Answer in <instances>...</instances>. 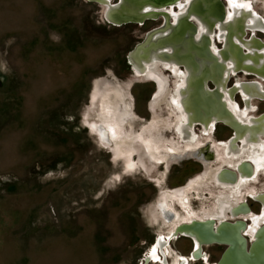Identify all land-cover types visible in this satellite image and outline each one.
<instances>
[{"label":"rangeland","instance_id":"rangeland-1","mask_svg":"<svg viewBox=\"0 0 264 264\" xmlns=\"http://www.w3.org/2000/svg\"><path fill=\"white\" fill-rule=\"evenodd\" d=\"M250 1L264 19V0ZM227 3L228 19L247 10L248 2ZM108 8L91 0H0V264H140L159 234L213 211L221 197L206 176L230 162L218 142L231 131L217 122L206 133L195 127L197 144L181 140L167 102L175 94L170 74L153 66L167 86L159 96L158 81L137 76L127 59L161 20L113 26ZM256 36L264 41V33ZM157 60L133 66L144 71ZM199 98L193 91L197 109ZM252 102L254 115L264 112V99ZM206 148L219 159H207ZM248 190L264 192L263 175ZM191 248L172 238L169 264ZM203 249L214 263L224 246Z\"/></svg>","mask_w":264,"mask_h":264},{"label":"flooded vegetation","instance_id":"flooded-vegetation-1","mask_svg":"<svg viewBox=\"0 0 264 264\" xmlns=\"http://www.w3.org/2000/svg\"><path fill=\"white\" fill-rule=\"evenodd\" d=\"M96 1L99 2L100 0H96ZM178 1H179L178 6H176L174 4V5H171V6L154 7V8H158L160 10L146 12V14H148V15H150L152 13L153 14L156 13V15H158V16H155L156 18L153 17V16H149V17H152V18L144 20L142 22V24H144L145 22L150 21V20H159L160 19L161 23L159 25L147 30L146 33L151 31V30H153V29H155L156 27H159V26H162V27H161V29L156 30V32L157 31H162V30H165V29L167 30V28L170 27V31L168 32V34L161 38L163 40H166L164 38H168L169 37V34L173 31L174 26H176L179 21H184V20H188L189 19L190 22L195 24L197 30L196 31H191V30L186 29L185 37L181 39L180 43H178L179 41L177 43H174V45L180 46V44L182 42H185L186 48L188 50H186V51H178L176 49H173L171 53L165 54L164 57L162 56V58H160L157 61L149 64V66H146V69L144 71H137L135 68L134 69H135V72H136L137 76H139V77H142V76H144V77L145 76L152 77L153 79H156L158 81L156 83H157V86L159 87V89H158L159 96L166 91L167 86L163 85L164 83H162V81L160 80L158 75H156L155 73H152V72H154V71H152V68H153L154 65L157 66V65L160 64L163 67V69L167 73L170 74L171 78L174 81L173 82V84H174V88L173 89H174V93L175 94H172L173 95L172 98L169 97L167 102H168V105H170V107H172L174 109V111L176 112V114H177L176 125H175L174 128L176 129V131L178 133V137L181 140L183 139V140H185V142L187 141V143L197 144L194 141V139H196V137H195V127H198L201 130V132L206 133L209 130H211L213 124L216 123V122H219V123L223 124L225 127H227L231 131V134H230L229 137H227L224 141H219L218 142V145L222 146V148L224 149L223 159L227 160V161L229 160L230 162H226V164L224 166H221V167L219 166V167L213 169L214 170L213 179L210 180L213 183V185L216 186V188H218L221 191L218 194L219 196H217V197H220V196L221 197L214 204V210L213 211H211L209 213L208 212H203L202 215H200V216L188 215L186 217V219H185V223H188L190 221V219L191 220L192 219H196V220H200V221H205V220H209L210 219V220H213L215 223L216 222L220 223L221 221H224V220L235 221L237 219H241V220H244V222L246 223V227H245V229H243L241 231V234L246 238L247 243H248V238H250V241L253 240L255 238V234L257 232V229L261 226V224L264 223V222H261L259 225H257V227L256 226L255 227H251L252 217L255 218V216H260L261 213H262V210L264 208V202H262L263 204L262 203L260 204L258 201L254 200L252 197L254 196L255 198H257V194L264 193V192H255V191H252V190H248V185L249 186L251 185V181L257 180L259 178L260 174L263 175V177H264V165H263V167L261 165V167L256 168V164L252 160H250L249 157H248L249 156L248 153L250 154V152H251L250 149L251 148L248 147L249 145L245 144V142H242L240 139H237V137L235 135H236V132L238 134H240L242 132V130L246 127V126H244V123L249 122L250 121L249 119H253V120H255V122H259L260 121V122L264 123V112H262V113H260L258 115H254L252 113V111H254V105H253L252 101L255 100V99H264V86H263V83H264V62H263L264 61V41L261 40V39L260 40L257 39L258 37L256 36V32H261V31L264 32V19L262 18V16H260V14L252 6V3H251L250 0H240L241 2H244V1L248 2V4L246 6H247V9L251 10V13H252L251 16L254 18V22H251L248 25V24L244 23L242 18H241L240 23H238L236 25V27L233 29V31L230 32L229 29H226V35L227 36H225V40L228 42V47H224V39L219 37V35L221 33H223L222 32L223 30L220 31L217 26L219 24L220 25L221 24H225L226 21H227L228 13H229V11L231 9L230 6L227 3V0H226V2H223L224 3V6H223V9H224V16L223 17L224 18L222 20H219L218 18H215V16L218 15V13H217L218 10L216 9V10L213 11L212 7L210 6L211 4L209 3L208 0H206V1L205 0H188V1L187 0H178ZM187 3L190 6H187ZM100 4H102L103 6H112L113 8H116L118 6L119 14L123 13V14H126V15L135 14L136 12L133 9H137L138 8L137 7L138 6L137 3H130V2L127 3V2H123L122 0H115L114 2H112L111 0H108V3L106 5L103 4L102 2ZM132 5H134V7L135 6L136 7L134 8ZM180 5H181V8H185V14L182 15V16H178L176 18V20H174V18H173L174 14L177 13V14L180 15V12H178V10H177ZM119 6H129V7H132V8L129 11H123L121 9V7L119 8ZM147 6H151V5H147ZM170 8L173 9V11L170 12L169 11ZM136 14H139V13H136ZM143 14H145V13H143ZM115 15H116V13H115ZM199 19H201L200 21L206 23V26L208 27L210 32H209V34L201 35L199 40H198V42H197L195 38L198 35L199 30H200L199 23H198ZM162 20H164V21L162 22ZM139 24H141V23H139ZM246 26H247V28H246ZM235 32H237V33H235ZM153 33H154V31L151 33V35ZM196 33H197V35H196ZM246 33L247 34L251 33V37H250V35L247 36ZM230 38L233 39V40H231ZM207 40H209L208 44H207ZM217 40L220 43V45H216V41ZM141 41H139L137 43H140ZM162 43H164L163 46L172 45V43H168V42H164V41ZM135 45L133 46V48L135 47ZM206 45H207V48L208 47L210 48V52H212V54L215 56L212 59L209 58V57L201 56L199 54L201 52H202V54L205 52V51H203V49H204V46H206ZM190 47H192L193 49L190 48ZM133 48L130 51H132ZM248 48L252 49V52H249ZM231 51L233 52L234 57H235V58L233 57L234 58L233 71L231 70L229 72V74H228V76H227V78L225 80V84L224 85H226L227 89H229L230 91L233 92L232 99H233V102L235 103V105L237 107V113L235 114L236 118L234 120L236 122H234L233 125H230V126H232L234 128V131H233L232 128H230V126L228 124H226L224 121H222V118L229 119V117L231 116L232 112H229L228 116H223L221 114L220 109H218L219 107L217 106V102H215L213 100V102H215L214 106H213L214 112L212 110L213 114H211V116H205L204 114H202L199 117H196V115H195V113H194V111L192 109V107H194V106L192 105V101H191V97H192V93H193V88L191 86L192 80L194 78H196V77L201 75V73H199V71H201V69H202L203 73L201 75L202 76L201 78H203V77H205V78H203L201 80V82L204 83V85H206V87H208V88H205L207 95L211 96V95H216L217 94L219 96V97L218 96L217 97L220 99V102L223 105L225 104L226 107L229 109L228 105L224 102L223 98L221 97L222 96V92L219 91L218 89H216L215 84H214V82L212 80H207L210 77L208 69L205 68V67L204 68H199L198 61L199 60L206 61L208 64H210V67H211V70H212V74L214 76H219V73L222 72L224 65H226L230 61L229 60V55H231V53H232ZM135 53L133 52L132 56ZM247 53H249V54H247ZM251 53H253L252 56H251V57H253V60H251V59H243L246 56L249 58V55H251ZM244 54H246V55H244ZM167 55H171V58L166 57ZM218 55L221 57V60H219ZM132 56H130V61L133 64ZM188 56H189L190 59L188 58ZM196 57H197V60H196ZM245 61H247V63ZM170 62H173L176 65L172 70L167 66V64L170 63ZM237 62L238 63L239 62L242 63V65H245L247 68L239 66ZM253 63H254V65H253ZM227 65H229V63ZM216 66H218V67H216ZM256 67L258 69H256ZM186 68H190L191 72L194 74V78L191 79L188 82V87H189V90H190V98L188 100V108H190L189 111L191 113V114H189L190 118H191V115H192V118L190 119V122H188V123H191V129H190V132H187L188 134L185 133L184 131H182L181 124L184 123V125H185L186 122L184 121V117L181 114V112L179 111V108L176 105H174V103L172 102L173 100H175L178 97V87L183 82L184 77L187 74ZM240 75H243L245 78L235 79L234 80L235 83H230L229 84V81H230L231 77L232 78H236L237 76H240ZM248 77H251V78H248ZM205 81H206V83H205ZM209 83H212V84L210 85ZM247 85L254 87V88H250L251 92H254L255 88L259 89V90L257 89L258 92L255 95H253L252 98L249 100V105H247L245 103L243 95H242L243 91L241 90V88H246ZM169 94H170V92L168 93V95ZM236 95H239L242 98L243 103H242L241 106L236 101V98H235ZM156 100L159 101V99H156ZM244 110H246V114L245 115L243 114ZM216 111H218V112H216ZM216 114L218 115V120H216L213 123H210V120H213L215 118ZM247 115H249L248 118H247ZM206 122L209 123V124H208L207 128L205 129L203 124L206 123ZM242 122H244V123H242ZM258 137L261 138L262 140H264V138H263L264 134H259ZM236 140H237V142H236ZM231 141H233V142L231 143ZM230 144H235L236 145L235 148H232L231 151L229 149H230V146H233V145H230ZM203 150L206 151V158L207 159L215 158L214 156H216V154H213L212 152H210L209 149L206 148V149H203ZM238 153H240V154H238ZM216 159H219V158L216 156ZM248 160H250V161H248ZM242 162H248L252 166V168H253V175L252 176H248V174H247V172H246V170L244 168L245 165H243ZM238 163H239V165H238ZM242 166H243V168H242ZM223 167L230 168V169H234L235 167L238 168V172H239L238 176H239V178H238V180H237V182L235 184H230L229 182H224V183L217 182L216 174L220 171V168H223ZM243 169L245 170V172H244ZM241 179H242V181H241ZM222 191L224 192V197H226L224 199H222L223 198V195H221ZM243 191H246L247 194H245V195L247 196V198H252V200L257 203L259 209H258V211L256 213H254L251 210L250 205L243 198V196H244V194L242 196V192ZM217 203L219 205H217ZM243 204L247 205L248 212H246L244 210L245 208L241 206ZM220 205L221 206L223 205V207H224V208L222 207V215H220V209H219V211L217 210L218 208H221ZM226 205L228 206V208L225 209ZM237 206H239V207H237ZM176 225H177V223L174 222L173 226L171 227L172 230L167 235L159 234L155 238V240L152 242V244L147 249L146 253L143 255V257H142V259L140 261V264H143L144 260L148 261L147 264H154V263L155 264H169V257H168L169 253H170L169 252V244H170L171 239L175 237L174 236V227ZM254 229H255V231H254ZM252 230H253V233H252ZM187 234L191 238L187 237V236H182V235H180V236L190 240L192 248L190 249V251H189V253L187 255H179L178 259L175 261V264H187L189 260H198V259L205 260L207 262V264H216L218 260L216 262H214V263L208 262L207 254L204 252V249H203L204 246H209L211 244L202 245L199 248V238H200V236L194 231H192V232L189 231L185 235H187ZM198 236H199V238H198ZM154 243H155V245H154ZM216 245H218V244H216ZM165 246H167V247H165ZM152 248H155L154 252H155L157 258L153 259L151 257V255L149 254V252H150L149 250H151Z\"/></svg>","mask_w":264,"mask_h":264},{"label":"bare ground","instance_id":"bare-ground-1","mask_svg":"<svg viewBox=\"0 0 264 264\" xmlns=\"http://www.w3.org/2000/svg\"><path fill=\"white\" fill-rule=\"evenodd\" d=\"M103 4H107L108 3V0H100ZM123 2H130V3H137V9H133L136 13H139V14H132V15H126V14H119V11H118V6L116 8H113L112 6H109L108 8V12L106 13V11L104 10V13L107 17V19L111 22H114V23H120L122 21H134V22H139V23H142L144 20L146 19H149V18H152V17H149V16H158L155 14H146V12H151V11H157L159 10L158 8H154V7H161V6H171V5H176L178 6V3L179 1L178 0H122ZM188 1V0H187ZM206 1V0H205ZM209 3L211 4L210 6L212 7L213 11L214 10H218L217 13L218 15H214L215 18H218L219 20H222L224 17V9H223V6L219 7L218 8V1L219 0H208ZM147 5H151V6H147ZM131 6V5H130ZM134 7V5H132ZM153 6V7H152ZM187 6H190L188 3H187ZM121 7V9L123 11H129L132 7H129V6H119V8ZM136 7V6H135ZM134 7V8H135ZM117 9V10H116ZM121 10V11H122ZM185 10V9H184ZM234 10V15H235V12H237L236 9H233ZM122 11V12H123ZM251 10L247 9V10H243L241 12V14L239 16H233V18H230L228 19L227 18V21L225 24H219L217 27L219 28V30H223L219 37L220 38H223L224 39V47H228V42L225 40V36L226 35V29H229V31H233V29L236 27V25L238 23H240L241 21V18L243 20L244 23L248 24L251 23V22H254V18L250 15ZM250 14H248V13ZM116 13V15H115ZM145 13V14H143ZM185 14V11L183 13H181L180 15L178 16H182ZM193 14V13H192ZM163 15V14H162ZM174 17V20H176V18L178 17ZM164 17V16H163ZM194 17V16H193ZM251 17V19H250ZM156 18V17H155ZM202 18V17H201ZM196 19V18H195ZM201 19H199V33L197 35L196 33V41L198 42L199 38L201 35H204V34H209V29L208 27L206 26V23L200 21ZM206 20V19H205ZM168 22V21H167ZM253 24V23H252ZM214 25V24H213ZM217 25V24H216ZM162 26H159V27H156L155 29L149 31L146 33L145 37H144V40H142L140 43H137L136 46L133 48V50L130 52L129 54V57L132 56V53L136 52L133 56H132V60L134 62V64H138L140 61L141 62H144L145 64H148L150 61H153L155 58L156 59H160L162 58V56L164 57L165 54H169L172 52L173 49H176L178 51H186L188 50L186 48V45H185V42H182L180 44V46H177V45H174V43H180L181 39L185 37V33H186V29L188 30H191V31H196V26L194 23L190 22V20H184V21H179L178 24L176 26H174L173 28V31L169 34V37L168 38H164L166 40H163L161 39L162 37L166 36L168 34V32L170 31V27L167 28V30H162V31H157L158 29H161ZM242 28V27H241ZM247 28V26H246ZM238 29V28H237ZM262 29V28H261ZM213 30V29H212ZM239 30V29H238ZM154 31V33L151 35V33ZM219 31V32H220ZM237 33V32H235ZM239 33V32H238ZM241 33V32H240ZM176 35H179L178 39H176L174 36ZM236 35V34H235ZM240 35V34H239ZM207 37V36H206ZM231 39V38H230ZM233 40V39H231ZM168 42V43H172V45H164V43L162 42ZM237 41V40H236ZM248 41V40H247ZM238 42V41H237ZM241 42V41H240ZM194 43V42H193ZM209 43V40H207V44ZM239 43V42H238ZM242 43V42H241ZM191 45V44H190ZM240 45V44H239ZM254 45V44H253ZM256 45V44H255ZM241 46V45H240ZM179 47V48H178ZM232 47V46H231ZM249 47V46H248ZM192 48V47H190ZM193 49V48H192ZM224 49V48H223ZM230 49V48H229ZM249 49V52H252V49L248 48ZM200 51V50H199ZM203 51H205L203 54L202 52L199 53L201 56H205V57H209V58H213L215 57L212 52H210V48L208 47L207 48V45L204 46V49ZM254 51V50H253ZM195 52V51H194ZM198 52V51H197ZM232 52V51H231ZM196 53V52H195ZM249 54V53H247ZM253 53H251V55H249V58L246 56L245 58L243 59H251L253 60V57L252 56ZM192 55V54H191ZM190 55V56H191ZM220 55V54H219ZM218 55V58L219 60H221V57ZM246 55V54H244ZM257 55V54H256ZM223 56V55H222ZM258 56V55H257ZM166 57L168 58H171V55H167ZM234 54L233 52L231 53V55H229V65H224L223 67V70L222 72L219 73V76H214L212 74V70H211V67H210V64H208L206 61L204 60H199L198 63H199V68H207L208 69V72H209V75L210 77L207 79V80H212L215 84V87L216 89H218L219 91L222 92V98L224 100V102L228 105L229 108H231V111L226 107V105L222 104L220 102V99L218 98L219 96L216 94V95H207L206 93V90L205 88H208L206 87V85H204V83L201 82V80L203 78H201L202 76V69L201 71H199V73H201L200 76L194 78V74L191 72L190 68H186V76L184 77V83L183 85L179 88L180 90H178L179 92V96L177 97V99L174 100V102L177 103V106L179 108V110L181 111V114L183 115L184 117V121L186 122V124L184 125V123L181 124V127H182V131H184L185 133L187 132H190V128H191V123H188L190 122V119L192 118V115H191V118H190V111L188 108V100L190 98V90H189V87H188V82L192 80V88H193V91L195 94H198L200 96L199 100H200V103L197 104L198 107L200 108H195V107H192L196 117H199L200 115L204 114L205 116H211V114H213L214 112V109H213V106H214V103L217 102V106L219 107L218 109H220L221 111V114L223 116H228V113L229 112H232L231 113V116L229 117V119H226V118H222V121H224L226 124H228L229 126L230 125H233L234 121L235 120V114L237 113L236 110H237V107L233 106L230 104V100L232 99V95H233V92L230 91L229 89H226L225 88V80L229 74V72L232 70L233 71V66H234ZM189 58V57H188ZM194 58V57H193ZM224 58V57H223ZM144 59V60H143ZM190 59V58H189ZM242 59V60H243ZM196 60H197V57H196ZM207 60V59H206ZM228 61V60H227ZM247 63V61H245ZM264 62V61H263ZM238 63V62H237ZM239 66L241 67H246L245 65H242V63H238ZM254 65V63H253ZM219 66V65H218ZM216 66V67H218ZM240 67V68H241ZM247 68V67H246ZM256 69H258L256 67ZM206 70V69H205ZM219 70V69H218ZM244 70V69H243ZM250 70V69H249ZM259 71V70H258ZM245 72V71H244ZM198 73V72H197ZM247 73V72H246ZM262 74V73H261ZM205 76V75H204ZM257 76V75H256ZM258 77V76H257ZM206 80V81H207ZM205 81V83H206ZM211 81V82H212ZM212 82V83H213ZM200 87V89L198 90L197 87ZM255 86V85H254ZM250 88H254L253 86H249L247 85L246 88H241V90L243 91L244 93V101L247 105H249V100L252 98L253 95H255L258 91L257 89L255 88L254 92H251L250 91ZM260 88V87H259ZM195 89V90H194ZM211 90V89H210ZM259 90V89H258ZM119 93V92H118ZM117 93V94H118ZM206 93V94H205ZM219 93V92H218ZM95 95V94H94ZM118 96V95H116ZM194 96V95H193ZM218 96V97H217ZM206 98V99H205ZM213 100L215 102H213ZM198 101V100H197ZM197 103V102H196ZM195 103V104H196ZM202 107V108H201ZM236 108V110H235ZM247 108V107H246ZM213 110V112H212ZM246 111V110H245ZM218 112V111H216ZM234 115V116H233ZM262 116V115H261ZM248 118V116H247ZM216 120H218V115L216 114L215 118L213 120H210V123H213L215 122ZM250 121L247 122V123H244V126H246L242 132L240 134H238L236 132V137L237 139H240L242 142H245V144L249 145L248 147H250V154L248 153V157L250 160H252L255 164H256V168L258 167H263L264 165V140H262L261 138H259V134H264V123L263 122H255V120L253 119H249ZM240 122V121H239ZM108 124V123H107ZM209 123H204V127L207 128ZM241 126V125H240ZM242 127V126H241ZM230 128H233L232 126H230ZM240 129V128H239ZM233 131H234V128H233ZM188 134V133H187ZM234 136V137H235ZM261 136V135H260ZM264 138V137H263ZM233 141H231L232 143ZM237 142V140H236ZM241 143V142H240ZM230 145H233V146H230V151L232 150V148H235V144H230ZM242 146V145H241ZM238 149V148H237ZM246 149V148H245ZM243 150V149H242ZM248 150V149H247ZM148 151L149 153L151 154V157L155 160H157L158 158L155 157L152 153H151V148H148ZM244 152V151H243ZM240 154V153H238ZM215 157V156H214ZM247 159V158H246ZM248 160V161H250ZM241 163V162H240ZM243 165H245V170L248 174V176H252L253 175V168L252 166L248 163V162H242ZM239 165V163H238ZM243 168V166H242ZM261 169V168H260ZM242 170V169H241ZM244 170V169H243ZM244 170V172H245ZM214 170L213 171H210L208 176L206 177H209L210 179H213V175H214ZM239 172H238V168L235 167L234 169H230V168H220V171L216 174V180L217 182H220V183H224V182H229L230 184H235L239 178ZM242 177V176H241ZM243 179V178H242ZM241 179V181H242ZM199 180H201V177H198L197 179H195L194 181L190 182V183H193V182H198ZM244 180V179H243ZM215 181V180H214ZM239 182V181H238ZM219 183V184H220ZM240 183V182H239ZM222 185V184H221ZM254 200L258 201L260 204L262 202H264V193H259L257 194V198H255L254 196L252 197ZM263 204V203H262ZM227 206V205H226ZM225 206V207H226ZM242 207H244L245 211L248 212V207L246 204H243L241 205ZM222 207L223 205L221 206L220 208V215H222ZM239 207V206H237ZM224 208V207H223ZM225 210V209H224ZM226 211V210H225ZM230 211V210H229ZM232 211V210H231ZM217 213V212H216ZM190 217V216H189ZM224 218V217H223ZM200 224H199V223ZM209 222H214L213 220H205V221H200V220H196V219H190V221L188 223H185V222H180L178 223L175 227H174V236H178V235H182V236H187V237H190L188 234L185 235L186 233H188L189 231L192 232H196L199 236V248L202 246V245H208V244H216V240H213V241H209V235L206 231V228H207V225L209 224ZM261 222H264V208L262 210V213L260 216H255V218L252 217V224H251V227H257V225H259ZM197 224H199L197 226ZM215 224V237H219V239L221 240L222 238L224 239V242H227V250L226 252L224 253V257H223V260L222 262H220V264H264V259L263 257L260 255V254H257L258 251L260 250H263L264 249V223L261 224V226L257 229V232L255 234V238L253 240H251L249 242V246L251 243L254 242V245L251 246V248L249 249V253H250V256L253 257L254 255H256V257L254 258L255 260L254 261H251L249 259H246L244 261V258H242V255L240 254L239 250H235V247L233 246L234 242H239V240H237V238H243V239H246L242 234H241V231L243 229H245L246 227V223L244 222V220H241V219H237L235 221H228V220H224V221H221L220 223L219 222H214ZM206 225V226H205ZM204 226V227H202ZM250 226V225H249ZM248 226V227H249ZM172 230V229H171ZM192 230V231H191ZM255 231V229H254ZM236 232V233H235ZM252 233H253V230H252ZM249 235V234H248ZM251 236V235H250ZM167 237V236H166ZM165 238V237H164ZM191 238V237H190ZM218 239V241H220ZM165 240V239H164ZM160 241V240H159ZM247 241V240H246ZM164 242V241H163ZM222 242V241H221ZM237 242V243H238ZM256 242V243H255ZM203 243V244H202ZM197 244V243H196ZM219 244V243H217ZM255 244L257 245L255 247ZM155 245V243H154ZM220 245V244H219ZM239 245V244H237ZM247 245V246H248ZM157 246V245H156ZM248 246V247H249ZM167 247V246H165ZM196 247V246H195ZM240 248V246H238ZM247 247V249H248ZM154 249L155 248H152L151 250H149V254L151 255V257L154 259V258H157L155 252H154ZM162 249V248H161ZM160 249V250H161ZM165 249V248H164ZM262 252V251H261ZM163 253V252H162ZM260 253V252H259ZM165 255V254H164ZM163 257V256H162ZM186 257V256H185ZM163 259V258H162ZM163 261V260H162ZM218 262V261H217ZM148 261H145L144 260V263L143 264H147ZM187 263V262H186ZM218 264V263H216Z\"/></svg>","mask_w":264,"mask_h":264},{"label":"water","instance_id":"water-1","mask_svg":"<svg viewBox=\"0 0 264 264\" xmlns=\"http://www.w3.org/2000/svg\"><path fill=\"white\" fill-rule=\"evenodd\" d=\"M91 1H96V0H91ZM98 2V1H97ZM98 3H101L100 1L98 2ZM221 6H223V4H222V2L219 0L218 1V8L219 7H221ZM222 8V7H221ZM105 14V13H104ZM104 17H105V20L108 22V23H111V24H113V25H121V24H125V23H139V22H134V21H122V22H120V23H114V22H111V21H109L108 19H107V17H106V15H104ZM164 20H162V22H163ZM145 35H146V33H145ZM145 35H144V37H145ZM143 37V38H144ZM142 40H144V39H142ZM136 46V45H135ZM131 52V51H130ZM130 52L128 53V55H127V58H128V60H129V62L131 63V61H130V57H129V54H130ZM132 64V63H131ZM132 66H133V64H132ZM133 69H134V67H133ZM135 70V69H134ZM233 129V128H232ZM199 223V222H198ZM200 224V223H199ZM199 224H197V226L199 225ZM206 226V225H205ZM202 227H204V226H202ZM205 228V227H204ZM206 231H207V233H208V235H209V241H213V240H216V244L217 243H219L220 245H222V246H224V250H223V252L221 253V255H220V257H219V259H218V264H220V262H222V260H223V257H224V253L226 252V250H227V242H224V239L222 238L221 240L219 239V237H215V224H214V222H209V224L207 225V228H206ZM236 233V232H235ZM193 239V238H192ZM218 239L220 240V241H218ZM237 240H239V242L237 243V242H234V244H233V246L235 247V250H239V252H240V254L242 255V258H244V261L246 260V259H249V260H251V261H254L255 259V257H256V255L257 254H260L262 257H263V259H264V249L263 250H260V251H258V253L256 254V255H254L253 257H251L250 256V253H249V249L251 248V246H253L254 245V242L253 243H251L250 244V246L248 247L247 246V241H246V239H243V238H237ZM222 241V242H221ZM256 243V242H255ZM203 244V243H202ZM218 244V245H219ZM237 244H239V245H237ZM238 246H240V248L238 247ZM257 245L255 244V247H256ZM247 247H248V249H247ZM262 251V252H261ZM260 252V253H259Z\"/></svg>","mask_w":264,"mask_h":264}]
</instances>
